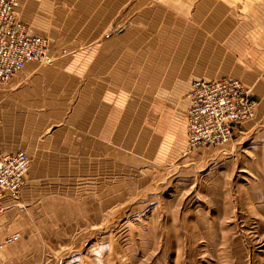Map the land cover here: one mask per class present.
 <instances>
[{
    "label": "crops",
    "instance_id": "obj_1",
    "mask_svg": "<svg viewBox=\"0 0 264 264\" xmlns=\"http://www.w3.org/2000/svg\"><path fill=\"white\" fill-rule=\"evenodd\" d=\"M17 2L54 59L0 86V156L27 155L34 199L99 192L106 176V190L143 191L196 162L208 149L186 153L193 81L237 79L264 113V0Z\"/></svg>",
    "mask_w": 264,
    "mask_h": 264
},
{
    "label": "rangeland",
    "instance_id": "obj_2",
    "mask_svg": "<svg viewBox=\"0 0 264 264\" xmlns=\"http://www.w3.org/2000/svg\"><path fill=\"white\" fill-rule=\"evenodd\" d=\"M255 115L225 147L143 191L106 190V176L99 192L76 184L34 199L26 183L22 200L0 203V264H264V113Z\"/></svg>",
    "mask_w": 264,
    "mask_h": 264
},
{
    "label": "built area",
    "instance_id": "obj_3",
    "mask_svg": "<svg viewBox=\"0 0 264 264\" xmlns=\"http://www.w3.org/2000/svg\"><path fill=\"white\" fill-rule=\"evenodd\" d=\"M17 7V0H0V86L29 63L48 66L54 60L49 55L48 40L28 33L18 19ZM186 98V153L227 145L237 128L255 115L249 91L231 77L193 81ZM28 167L29 159L23 151L0 156V203L7 201L10 206L19 199ZM5 209L0 204V214Z\"/></svg>",
    "mask_w": 264,
    "mask_h": 264
}]
</instances>
